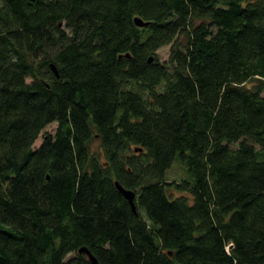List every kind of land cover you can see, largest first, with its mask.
Here are the masks:
<instances>
[{
	"label": "trees",
	"instance_id": "1",
	"mask_svg": "<svg viewBox=\"0 0 264 264\" xmlns=\"http://www.w3.org/2000/svg\"><path fill=\"white\" fill-rule=\"evenodd\" d=\"M85 247L264 264V0H0V264Z\"/></svg>",
	"mask_w": 264,
	"mask_h": 264
},
{
	"label": "rangeland",
	"instance_id": "2",
	"mask_svg": "<svg viewBox=\"0 0 264 264\" xmlns=\"http://www.w3.org/2000/svg\"><path fill=\"white\" fill-rule=\"evenodd\" d=\"M169 48H170V45L165 46L164 48L158 50L157 56H159V59L161 62H166L168 60ZM55 128H56L55 124H49V125H47V128H45L43 133H47V132L53 133ZM41 141H42L41 136H39L37 138V141H36L34 147L37 148V146H39ZM90 145H91L93 150L98 151V149H99V141L98 140H96V139L93 140ZM183 168H184V166L175 162L174 164L171 165L170 169L166 172L165 177L167 178L168 181H171V180L180 181L181 178L184 177Z\"/></svg>",
	"mask_w": 264,
	"mask_h": 264
},
{
	"label": "water",
	"instance_id": "3",
	"mask_svg": "<svg viewBox=\"0 0 264 264\" xmlns=\"http://www.w3.org/2000/svg\"><path fill=\"white\" fill-rule=\"evenodd\" d=\"M31 1H35V0H31ZM134 23L138 26V27H143V26H148L149 23L145 22L143 20H141L140 18H134ZM53 72H55L57 74V71L54 70V68L52 67ZM115 188L117 190H119V192L122 194V196L124 197V199L126 201L129 202L130 207L132 212H134L136 214V210H135V201H134V192L132 190L129 189H124L120 183L118 181L115 182ZM79 253H84L85 255H87V257L89 258L90 262L92 264H98V262L96 261V259L92 256V254L90 253V251L88 250V248H81L79 249Z\"/></svg>",
	"mask_w": 264,
	"mask_h": 264
}]
</instances>
